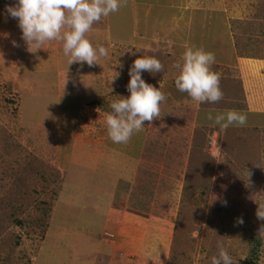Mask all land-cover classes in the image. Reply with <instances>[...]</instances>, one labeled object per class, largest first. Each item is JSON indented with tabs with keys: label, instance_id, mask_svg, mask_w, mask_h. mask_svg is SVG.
Instances as JSON below:
<instances>
[{
	"label": "rangeland",
	"instance_id": "1",
	"mask_svg": "<svg viewBox=\"0 0 264 264\" xmlns=\"http://www.w3.org/2000/svg\"><path fill=\"white\" fill-rule=\"evenodd\" d=\"M9 4L0 0V264H211L219 245L235 264H264V0H121L86 34L109 53L91 67L70 65L61 41L28 45ZM193 46L216 56L217 103L175 86ZM143 55L164 65L142 76L166 100L115 144L105 118ZM232 110L246 125L208 119Z\"/></svg>",
	"mask_w": 264,
	"mask_h": 264
},
{
	"label": "clouds",
	"instance_id": "2",
	"mask_svg": "<svg viewBox=\"0 0 264 264\" xmlns=\"http://www.w3.org/2000/svg\"><path fill=\"white\" fill-rule=\"evenodd\" d=\"M120 6L121 0H14V4L6 5V13L18 21L22 39L28 45L42 46L48 41H61L70 65L78 62L91 67L98 63L99 57H107L109 53L103 45L93 46L86 34L95 23L117 12ZM182 61L177 65V90L200 103L219 102L223 91L219 74L212 70L215 54L203 48L188 47L182 54ZM163 71L164 65L155 56L143 55L133 61L127 85L130 95L113 100L112 111L105 118L107 135L113 143L129 142L135 132L143 129L146 121L159 118L160 105L166 95L147 83L142 73L155 75ZM208 119L224 129L247 123V115L235 110L215 116L209 114ZM256 215L264 221V207L259 205ZM238 223L243 224V219L240 218ZM259 234H264V225ZM218 247L219 254L211 258V264H235L223 245Z\"/></svg>",
	"mask_w": 264,
	"mask_h": 264
},
{
	"label": "trees",
	"instance_id": "3",
	"mask_svg": "<svg viewBox=\"0 0 264 264\" xmlns=\"http://www.w3.org/2000/svg\"><path fill=\"white\" fill-rule=\"evenodd\" d=\"M254 262V261H253ZM252 263V262H251ZM255 263V262H254Z\"/></svg>",
	"mask_w": 264,
	"mask_h": 264
}]
</instances>
